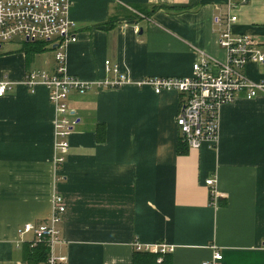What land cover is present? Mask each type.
Wrapping results in <instances>:
<instances>
[{
  "label": "crops",
  "instance_id": "0c3cea01",
  "mask_svg": "<svg viewBox=\"0 0 264 264\" xmlns=\"http://www.w3.org/2000/svg\"><path fill=\"white\" fill-rule=\"evenodd\" d=\"M228 5L237 18L229 31L264 52V0H70L68 72L85 81L124 73L129 83L70 93L78 122L58 166L47 89L23 83L28 71L54 70L53 50L26 52L20 39L0 47V80L11 82L0 97V264H27L32 233L19 232L47 221L53 191L65 204L53 253L67 264H201L215 250L219 264H264V92L223 104L216 143L190 149L175 123L183 95L136 85L190 75L201 51L224 62L225 20L214 18ZM242 71L264 79V63L249 60ZM136 241L173 250L154 261Z\"/></svg>",
  "mask_w": 264,
  "mask_h": 264
},
{
  "label": "built area",
  "instance_id": "2783aa9c",
  "mask_svg": "<svg viewBox=\"0 0 264 264\" xmlns=\"http://www.w3.org/2000/svg\"><path fill=\"white\" fill-rule=\"evenodd\" d=\"M70 0H0V47L15 38L23 41H45L53 50L55 68L31 70L25 73L23 83L34 90L42 84L47 89L50 105L53 107V147L55 165L64 162L69 149L68 138L77 124L76 110L70 105L71 92L84 93L91 88H118L127 83L128 77L119 73L112 79H96L85 81L68 72L66 67V47L76 40L72 32L73 22L67 16ZM225 18L216 16L215 23L225 28L218 35V44L224 49L226 59L218 63L216 59L200 52V58L191 66V74L183 77L147 76L136 82L137 86H149L154 93L176 91L183 95L182 105L175 115V123L179 139L190 149H198L203 143L214 145L218 137V114L223 104L231 103L240 95L251 99L264 92V79L252 81L248 79L243 68L249 60L264 63V52L257 41L249 34L233 35L228 25L237 18L230 12ZM138 30V27H135ZM211 64H219L217 72H211ZM107 71L119 72L111 67L109 60L104 61ZM11 82L0 80V97L10 89ZM205 183L210 187L214 180L208 178ZM214 190L211 191V194ZM51 213L47 221L26 223L20 230V235L31 232L28 241L30 247L44 243L49 249L45 261L39 264H67L65 255L53 253L54 246L60 242L59 224L65 211L63 197L52 192L50 198ZM135 250L155 253L158 256L173 250L171 245L156 242L142 245L134 242ZM222 254L219 250L213 252L209 261L201 264H219ZM160 259V258H158Z\"/></svg>",
  "mask_w": 264,
  "mask_h": 264
},
{
  "label": "trees",
  "instance_id": "16d2710c",
  "mask_svg": "<svg viewBox=\"0 0 264 264\" xmlns=\"http://www.w3.org/2000/svg\"><path fill=\"white\" fill-rule=\"evenodd\" d=\"M155 8V7H154ZM25 43H30V47L28 49H25V51H43L47 49L48 45L45 41H26ZM186 145V144H185ZM187 146V145H186ZM49 253V249L46 244L44 243H38L33 247H30L29 244L26 245L24 249V258L27 264H39L40 262H43L46 260ZM145 254H151L153 257V260L155 261V258L157 257V254L155 253H148L145 252ZM137 255L134 254V259Z\"/></svg>",
  "mask_w": 264,
  "mask_h": 264
},
{
  "label": "rangeland",
  "instance_id": "374dc122",
  "mask_svg": "<svg viewBox=\"0 0 264 264\" xmlns=\"http://www.w3.org/2000/svg\"><path fill=\"white\" fill-rule=\"evenodd\" d=\"M21 43V41L18 39V38H15V39H13L12 41H11V43ZM47 52H44V54H43V57L44 58H46L48 61L49 60H51L52 61V59H53V55H52V53L50 52V50H46Z\"/></svg>",
  "mask_w": 264,
  "mask_h": 264
}]
</instances>
